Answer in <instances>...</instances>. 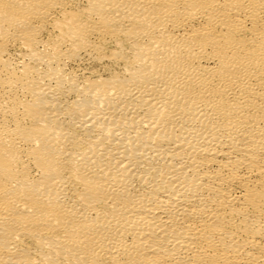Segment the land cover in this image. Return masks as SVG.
Segmentation results:
<instances>
[{"label":"bare ground","instance_id":"1","mask_svg":"<svg viewBox=\"0 0 264 264\" xmlns=\"http://www.w3.org/2000/svg\"><path fill=\"white\" fill-rule=\"evenodd\" d=\"M0 264H264V0H0Z\"/></svg>","mask_w":264,"mask_h":264}]
</instances>
